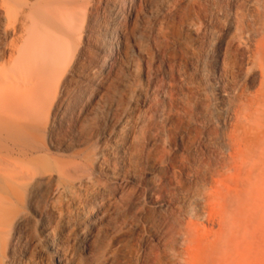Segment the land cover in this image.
Masks as SVG:
<instances>
[{
	"label": "bare ground",
	"instance_id": "bare-ground-1",
	"mask_svg": "<svg viewBox=\"0 0 264 264\" xmlns=\"http://www.w3.org/2000/svg\"><path fill=\"white\" fill-rule=\"evenodd\" d=\"M166 3L0 0V264H108L118 254L130 264L131 239L143 229L158 244L138 259L177 264L174 246L191 229L176 213L180 206L160 215L176 186L151 184L149 192L161 196L155 202L137 192L142 140L156 114L164 112L169 135L193 124L185 72H171L161 100L152 98V27ZM262 21L247 65L262 73L264 86ZM232 48L214 62L217 91L242 72ZM252 101L264 108V93ZM228 150L235 160L264 155L258 135L237 120ZM163 156V149L153 154Z\"/></svg>",
	"mask_w": 264,
	"mask_h": 264
},
{
	"label": "rangeland",
	"instance_id": "rangeland-1",
	"mask_svg": "<svg viewBox=\"0 0 264 264\" xmlns=\"http://www.w3.org/2000/svg\"><path fill=\"white\" fill-rule=\"evenodd\" d=\"M167 13L173 15L172 22L162 28L161 18L170 17ZM263 15L261 0H167L162 17L152 27V98L161 100L171 72L174 77L185 72L184 92L193 124L180 125L169 135L164 112L156 114L142 140L137 192L145 203L155 202L161 196L149 192L151 184L176 186L173 198L178 197L166 199L160 215L169 217L180 206L182 211L176 213L191 229L174 246L177 264H264V155L235 160L228 150L236 120L249 134L258 135L264 150V108L252 101H259L264 93L262 73L254 74L247 65V45H255L259 38L255 32L262 28ZM232 47L237 49L242 72L230 89L217 91L222 84L214 62ZM157 149L164 150L161 159L153 158ZM127 217L128 213L114 226L121 227ZM140 233L130 242L135 247L130 264H145L138 255L158 244L148 231ZM106 239L111 243L108 233ZM113 244L112 250L119 252L121 243ZM121 260L118 254L107 263L121 264Z\"/></svg>",
	"mask_w": 264,
	"mask_h": 264
}]
</instances>
